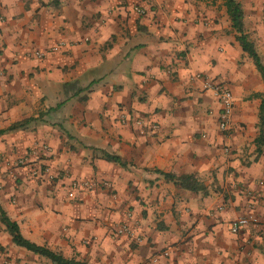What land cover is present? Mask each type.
Here are the masks:
<instances>
[{
	"label": "crops",
	"instance_id": "1",
	"mask_svg": "<svg viewBox=\"0 0 264 264\" xmlns=\"http://www.w3.org/2000/svg\"><path fill=\"white\" fill-rule=\"evenodd\" d=\"M236 1L264 64V0ZM196 74L231 93L228 132ZM262 91L220 2L0 0V130L33 120L0 135V207L24 239L85 264H264ZM80 180L109 188L70 187ZM0 264L51 263L0 223Z\"/></svg>",
	"mask_w": 264,
	"mask_h": 264
},
{
	"label": "trees",
	"instance_id": "2",
	"mask_svg": "<svg viewBox=\"0 0 264 264\" xmlns=\"http://www.w3.org/2000/svg\"><path fill=\"white\" fill-rule=\"evenodd\" d=\"M209 3L220 2L224 8L225 14L228 18L230 28L234 33V39L238 43L241 51L251 60L252 65L258 73L262 85V93L256 95L260 99L258 107V136L255 139V145L264 147V64L261 63L254 45L249 41L247 34L244 32L242 24V10L239 2L236 0H200ZM33 121L32 119L23 120L21 122L14 123L4 130H0V135L6 132L22 129L26 124ZM259 151V150H258ZM100 158L106 162L117 164L120 167H124L125 163L117 156L110 155L104 152H100ZM163 180L172 183L174 186L187 190L193 193L204 192L203 186L196 181L193 175H180L175 176L169 173L157 172ZM0 223L4 226L5 231L11 239V243L19 248H22L34 255L42 257L48 260L51 264H85L84 262L75 261L74 259L64 258L57 252H53L46 247L37 246L28 240L24 239L19 233L16 223L11 221L0 207Z\"/></svg>",
	"mask_w": 264,
	"mask_h": 264
},
{
	"label": "built area",
	"instance_id": "3",
	"mask_svg": "<svg viewBox=\"0 0 264 264\" xmlns=\"http://www.w3.org/2000/svg\"><path fill=\"white\" fill-rule=\"evenodd\" d=\"M131 11L137 15L141 16L144 14V10L142 8H139L138 6H133L131 8ZM263 13V18H264V9L262 10ZM65 47V44L62 42L58 43L56 45V48H63ZM42 55L41 54H36V58H40ZM193 78L195 80H198L200 82V89L203 92H210L211 95L213 96L214 100L216 101L218 105V115H217V128L219 132L221 133H226L228 132L229 129V120H230V115L233 109V100L231 93L224 88L221 84L218 82L207 78L206 76H201V75H194ZM130 121L129 115L126 113L120 112L118 116V124L120 126H124L128 124ZM135 125H141L142 122L138 120L131 121ZM150 129L155 130L156 125L155 124H150L149 125ZM40 170H31L32 175H37ZM96 185H101L103 187L109 188V185L106 183L100 182L99 184H95L90 180H80V181H72L70 184V187L72 189H82V190H90ZM248 224V220L244 217H238L235 220L231 221L229 224V232L232 234H235L240 230L241 228L245 227ZM112 233L115 237L119 236H129L131 235V232L125 225H119L116 226L113 230ZM144 264V263H141Z\"/></svg>",
	"mask_w": 264,
	"mask_h": 264
}]
</instances>
